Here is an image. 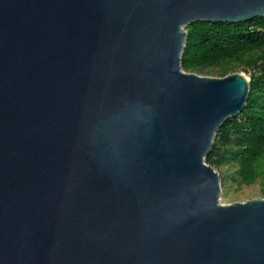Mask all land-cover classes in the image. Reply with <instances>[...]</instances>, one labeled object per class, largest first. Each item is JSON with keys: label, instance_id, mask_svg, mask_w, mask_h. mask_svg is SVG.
I'll list each match as a JSON object with an SVG mask.
<instances>
[{"label": "water", "instance_id": "water-1", "mask_svg": "<svg viewBox=\"0 0 264 264\" xmlns=\"http://www.w3.org/2000/svg\"><path fill=\"white\" fill-rule=\"evenodd\" d=\"M264 0H0V264H264V198L205 161L250 79L181 67L184 26Z\"/></svg>", "mask_w": 264, "mask_h": 264}, {"label": "trees", "instance_id": "trees-1", "mask_svg": "<svg viewBox=\"0 0 264 264\" xmlns=\"http://www.w3.org/2000/svg\"><path fill=\"white\" fill-rule=\"evenodd\" d=\"M185 29L180 58L183 70L255 54L248 60L253 72L246 104L221 125L205 157L210 165L219 164L221 151L229 145L236 147L230 154L237 158L239 176L246 181L254 175V162L264 151V15L236 23L194 21Z\"/></svg>", "mask_w": 264, "mask_h": 264}, {"label": "rangeland", "instance_id": "rangeland-1", "mask_svg": "<svg viewBox=\"0 0 264 264\" xmlns=\"http://www.w3.org/2000/svg\"><path fill=\"white\" fill-rule=\"evenodd\" d=\"M186 26H184V29ZM253 56H255L254 53L248 52L231 60L211 66H197L185 71L209 77H223L231 73L240 72L250 79L253 68L252 65L248 64V60ZM235 150L236 147L229 145L217 157L219 164L212 165L218 172L220 179L219 202L221 204H230L255 198H264V151L254 162V175L244 181L238 173L239 163L237 158L230 154L234 153Z\"/></svg>", "mask_w": 264, "mask_h": 264}, {"label": "built area", "instance_id": "built-area-1", "mask_svg": "<svg viewBox=\"0 0 264 264\" xmlns=\"http://www.w3.org/2000/svg\"><path fill=\"white\" fill-rule=\"evenodd\" d=\"M251 30H252V28H251Z\"/></svg>", "mask_w": 264, "mask_h": 264}]
</instances>
